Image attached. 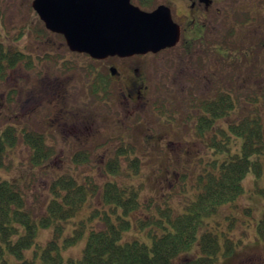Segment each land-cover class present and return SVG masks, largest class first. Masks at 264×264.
Returning <instances> with one entry per match:
<instances>
[{
    "label": "rangeland",
    "instance_id": "rangeland-1",
    "mask_svg": "<svg viewBox=\"0 0 264 264\" xmlns=\"http://www.w3.org/2000/svg\"><path fill=\"white\" fill-rule=\"evenodd\" d=\"M131 1L133 5H139L138 0ZM30 2L31 0H0V23L3 30L9 29L19 33L28 23L33 27L38 26L34 21H31L33 17L31 13L33 12ZM29 34H32L31 31L27 35ZM49 38L56 43L55 46L57 45V48L54 47L51 50L52 53L59 55L60 58L57 66L47 62L43 63L41 73L52 77V79L57 76L59 79L61 78L56 83L55 80L49 82L48 86L54 85L55 91L65 92L70 98L73 97V100L64 99L66 106H70L71 103L79 106L86 102L88 109L84 118L85 123L78 119L80 114L75 116L63 113L65 115L59 120L60 123L54 125L56 129H51L53 128L51 119H54V115L58 112L57 106L53 107L47 103L51 100L50 94L54 93L51 88L43 89L48 90L49 96H44L43 106L36 120L35 114L29 113L30 108L26 107V104L19 106L18 101L20 93H24L22 90L23 82H29L33 72L25 74L21 69L13 70L8 82L4 79L0 80V131L11 124L19 127L30 125L35 130L42 129L43 132L50 134H48L50 137L46 138L45 141L47 145L52 146L53 144L52 148L55 154L48 156L38 165H32L29 161L30 149L18 139L15 146L4 155L3 163L0 165V180L17 183L24 193L27 208H33V211L40 215L43 213L42 209L47 199L46 190L51 182V176L62 172L75 175L70 162H66L68 160L66 158L67 152L81 150L90 153L88 162L81 163L75 170L78 174H88L97 182H102L107 179L103 172L106 156L110 153L111 148L116 146L111 142L104 146L102 144L110 138L116 137V139L121 138L136 146L133 152L140 160L135 164H137V171L141 169L144 185H139L138 178L136 174L132 173L133 171H126L125 174L127 175H121L118 177L119 179L116 177L118 180L115 182L121 186H133L139 203L134 209L135 212L131 215L130 213L124 214L122 207H118L115 211H109V205L97 206L100 205L97 200L95 203L92 200V204L84 203L83 207L65 223L61 232H57L53 225L38 226L34 243L24 249L23 256L33 258L35 264H40L41 249L49 240L56 239L63 259L66 261L68 258H72L77 264H80L79 258L82 255L88 232L91 229L103 227L105 208L108 210L107 215L112 218H110L112 221L117 220V217L115 218L117 214V216L120 215L119 217L129 219L131 222L128 228L122 230L121 242L137 239L150 245L152 236L159 235L164 230L162 226L169 228L168 220L179 213H184L186 206L194 200L195 178L198 175L196 172L198 168L197 158L201 153L203 158L206 157L204 145L201 144L202 138L199 142L193 139L185 126L175 129L177 125L183 123L178 119L179 114L173 108L174 105L179 107L178 101L173 104L172 100L175 102L177 99L180 81L184 78H193L196 73L194 70L196 64H188V59L185 60L184 54L179 50L169 56L161 54L157 59H148V65L145 69L148 89L146 100L143 98L145 104L139 102L117 103L115 100L111 101L109 98H105L106 101H109V105H107L103 98L99 100L90 93L91 89L86 84L91 85L92 82L83 77L87 70L78 66V64L84 66L90 64L94 67L96 63L82 59L81 55L71 53L66 47H62L63 40L59 36L43 35L41 41L46 43ZM29 40L28 36H23V33L18 37L19 43ZM45 45L43 44L42 48H45ZM62 57L69 60H61ZM194 58L195 55L191 60ZM15 82L20 93L16 95L14 102L10 103L11 114H6L1 111L4 92L11 88ZM166 89L173 98L165 97L162 99ZM23 96H21L22 99ZM250 99L255 100L254 97ZM262 99H256L258 105H240V109H234L238 114L233 116L231 114V118L233 117L237 123L244 117L245 109L247 111L248 109L250 111L257 109L256 119L264 131V99ZM143 105L146 106L142 107ZM157 106H159L158 111L155 110ZM132 107L139 111H130L132 114L128 113L127 111L131 110ZM81 108L85 107L82 106ZM81 112L82 109H80ZM251 114L252 112L249 113V116ZM41 116L43 117L42 122H40ZM28 119L33 122L30 123ZM66 119L68 125L63 123L66 122ZM225 119L227 120V117ZM82 126L83 128H81ZM225 141L227 151L221 155L239 153L242 137L231 132ZM63 143L69 145H65L62 152L59 144ZM262 143L263 148L261 152H258V157H252V159L259 160L261 164L260 174L256 176L251 170L248 171L241 181L242 191L237 198L218 206L214 213L202 218L196 239L182 254L200 256L198 242L201 233L207 231L216 236L219 244L214 264H264V240L258 237L256 229L258 222L264 217V140ZM97 144L101 147L99 150H95L94 146ZM143 150L149 152L143 154ZM206 153L209 155L208 151ZM62 155L63 157H61ZM182 162L184 165L181 167ZM206 162H208L207 158L204 163ZM181 170L185 172V177L180 184L176 183L173 186L172 183L176 182L174 181L175 175L178 176ZM116 172L120 173L118 170ZM167 177L170 178L171 183ZM109 179H111V175ZM95 207H100V210L94 214ZM157 221H161V224H158ZM78 229L82 231L80 238L72 244L65 242V237ZM8 260L9 264H17L20 259L8 253Z\"/></svg>",
    "mask_w": 264,
    "mask_h": 264
},
{
    "label": "trees",
    "instance_id": "trees-1",
    "mask_svg": "<svg viewBox=\"0 0 264 264\" xmlns=\"http://www.w3.org/2000/svg\"><path fill=\"white\" fill-rule=\"evenodd\" d=\"M138 1L142 6L150 5V0ZM231 106L227 98H221L219 107L213 109L217 111L210 116L219 117L224 109ZM243 119L235 122L229 129L222 126L215 130L211 128L213 120H204L200 132L204 138L202 144L206 157L203 158L201 153L197 158L195 198L186 206L184 213H179L168 220L169 228L162 226L164 230L159 235L152 236L150 245L137 239L121 242L122 230L130 226V220L116 214L117 220L114 222L107 215L108 210L115 211L118 207H122L124 214L131 215L139 204L132 185L121 186L115 182L121 175H127L126 171H133L139 185H144L141 169L137 171L135 164L140 159L133 152L134 145L131 142L116 139V146L111 148L105 159L103 172L107 179L102 182H97L88 174H78L75 170L81 163L88 162L87 156L90 153L81 150L67 152L66 162H70L75 175L62 172L51 176V182L46 190L47 199L40 215L36 214L33 208H27L24 193L17 183L0 180V264H9L8 253L20 259L17 264H35L33 258L23 256V251L34 243L38 226L53 225L57 232H61L69 218L79 211L84 203L92 204V200L94 203L96 200L100 203L96 204L97 206L109 205V208L104 209L103 227L88 232L79 258L80 264H214L219 244L216 236L210 232L206 231L200 235L198 242L200 256L182 253L196 239L202 218L214 213L218 206L237 198L242 191L241 181L248 171L251 170L256 176L261 172L259 160L252 157H258V152L263 148L262 125L255 116H250L249 123H244ZM231 132L242 137L239 153L221 155L227 151L225 140ZM47 137L50 136L37 134L33 130L25 132V129L19 126H6L0 131V165L6 152L15 146L18 139L21 141V138L30 149L29 161L32 165L42 163L48 156L55 154L53 144L52 146L46 144ZM108 142L110 141H105L106 144ZM59 146L62 150L65 143ZM94 147L95 150H99L98 145ZM206 158L208 162L204 163ZM183 165L184 162L180 166ZM175 176L176 182L172 183L173 186L182 182L185 172L181 170L179 175ZM167 178L170 182V178ZM99 210L100 207H95L93 213ZM157 223L161 224V221ZM256 229L258 237L264 240V218L259 221ZM81 232V229L74 230L71 235L65 237V242L68 244L76 242ZM39 257L40 264H77L72 258L66 261L63 259L56 239H51L45 244Z\"/></svg>",
    "mask_w": 264,
    "mask_h": 264
},
{
    "label": "flooded vegetation",
    "instance_id": "flooded-vegetation-1",
    "mask_svg": "<svg viewBox=\"0 0 264 264\" xmlns=\"http://www.w3.org/2000/svg\"><path fill=\"white\" fill-rule=\"evenodd\" d=\"M158 6L168 9L172 21L179 30L178 40L171 47L164 48L157 53L148 52L124 57L114 55L103 59H92L85 53L70 50L69 52L96 63L94 67L90 64L89 66L78 64V66L87 70L83 77L92 82L91 85L86 84L90 87L89 89H93L90 93L99 100L103 98L109 105V101L105 98L115 100L117 103L145 104L143 98L146 100L148 89L145 72L148 59H157L161 54L169 56L175 51H181L185 60L188 59V64H196L194 67L196 73L193 78H184L180 81L177 99L175 102L172 100L173 104L178 101L179 107L174 105L173 108L179 114L178 119L183 123L177 125L175 129L185 126V129L189 130V135L199 142L204 120H213L211 123L213 130L222 126V128L229 129L235 123L233 117L231 118V114L233 116L235 111H231V108L224 109L221 113L227 114V120H224L226 118L224 115L222 123H219L214 115L210 116L217 111L213 109L219 107L221 98H227L231 107H234L237 104L236 98L242 99V106H250L251 97H264V0H151L150 6L142 8L154 10ZM32 12L31 21L38 26L33 27L28 23L19 33L9 29L3 30L0 23V80L4 79L8 82L11 72L15 69H21L25 74L33 72L29 82H23L22 90L25 94L20 93L16 82L4 92L1 111L11 114L10 103H13L16 95L20 93L19 106L26 104V107L30 108L29 113L35 114L34 117L37 120L43 106L44 96H49L48 90L43 89L51 88L54 93L50 94L51 100L48 99L50 101L47 103L58 107L57 114L54 115V119H51L53 127L51 129H56L54 125L60 123L59 120L65 115L63 113L75 116L80 114L78 119L85 123L84 118L88 109L86 102L84 105L75 106L71 103L70 106H66L64 99L73 100V97L70 98L68 93L55 91L54 85L48 86L49 82L55 80L56 83L61 78L57 76L52 79L41 73L43 63L47 62L57 66L60 58L51 51L54 47L57 48L56 43L50 38L43 43L41 38L43 35L53 37L57 35L45 28L33 9ZM30 31L32 34L27 35ZM21 33L25 37L28 36L30 40L19 43L18 37ZM43 44H46L45 48H42ZM61 46L66 47L64 42ZM193 55L195 58L191 60ZM61 60L68 61L69 59L62 57ZM165 94L166 97L173 98L168 89ZM22 95H24L23 99ZM82 106L85 108H81ZM208 107L212 109L209 110ZM158 108V106L155 107V110L158 111ZM80 109H82L81 113ZM130 111L138 112L139 110L132 107L127 112L131 113ZM249 113V109L244 110V123H249ZM42 120L41 116L40 122ZM28 121L33 122L29 119ZM63 123L69 124L67 119ZM23 126L19 128H24L25 132L33 130L40 135H50L42 129L35 130L30 125ZM146 138L149 139V137ZM22 139L20 140L23 142L24 139ZM109 140L111 144H117L116 137ZM65 145L69 144L65 143ZM104 145H106L105 142L102 146ZM148 152L143 150V154ZM89 156L88 154V159Z\"/></svg>",
    "mask_w": 264,
    "mask_h": 264
},
{
    "label": "water",
    "instance_id": "water-1",
    "mask_svg": "<svg viewBox=\"0 0 264 264\" xmlns=\"http://www.w3.org/2000/svg\"><path fill=\"white\" fill-rule=\"evenodd\" d=\"M32 7L71 51L95 59L156 53L179 36L164 6L144 11L130 0H33Z\"/></svg>",
    "mask_w": 264,
    "mask_h": 264
}]
</instances>
